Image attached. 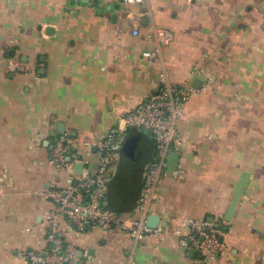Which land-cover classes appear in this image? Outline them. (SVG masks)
Wrapping results in <instances>:
<instances>
[{"label": "crops", "instance_id": "obj_1", "mask_svg": "<svg viewBox=\"0 0 264 264\" xmlns=\"http://www.w3.org/2000/svg\"><path fill=\"white\" fill-rule=\"evenodd\" d=\"M157 29L172 40L149 62L142 52L157 48ZM163 78L195 90L151 209L168 234L133 242L59 218L64 249L82 264H203L172 234L191 218L221 236L212 264H264V0H0V264H30L22 253L44 250L55 205L43 193L93 176L96 144ZM137 129L124 132L132 147L117 151L104 202L127 217L154 154ZM65 133L78 161L56 172L48 158Z\"/></svg>", "mask_w": 264, "mask_h": 264}, {"label": "built area", "instance_id": "obj_2", "mask_svg": "<svg viewBox=\"0 0 264 264\" xmlns=\"http://www.w3.org/2000/svg\"><path fill=\"white\" fill-rule=\"evenodd\" d=\"M132 6L144 0H122ZM133 34L138 32L133 30ZM156 43L155 50H145L142 56L149 62L156 59L160 46L167 45L172 36L163 29H157L151 37ZM194 74V71H191ZM195 92L188 83H170L163 78L158 88L140 105L123 112L118 118L116 130L96 144L98 151L97 170L93 176L80 178L75 184L57 188L55 183L43 193L55 209L46 216L48 222L45 248L42 252L24 251L22 255L30 264H78L75 250H65L59 237L58 219L65 218L78 233L88 227L107 230L120 229L133 242L146 237L162 241L168 234L161 225L150 228L146 224L152 205L158 200V186L169 152L178 145L177 123L184 113L190 95ZM139 128L149 132L154 141V154L146 164L142 176L140 194L135 203V218L124 216L105 205V197L111 180L117 148L123 141L124 132ZM73 142L68 133L60 135L53 145L48 164L56 172L71 170L78 159L72 152ZM204 229V230H203ZM179 244L186 250L193 249L201 256L203 264H212L221 254L224 245L221 236L213 229L212 223L185 218L178 229L172 232ZM130 264H135L131 261Z\"/></svg>", "mask_w": 264, "mask_h": 264}, {"label": "water", "instance_id": "obj_3", "mask_svg": "<svg viewBox=\"0 0 264 264\" xmlns=\"http://www.w3.org/2000/svg\"><path fill=\"white\" fill-rule=\"evenodd\" d=\"M196 83H199L198 81H196ZM196 86V85H195ZM62 130L63 128L60 127V130H59V133H62ZM144 133V134H148L149 135V132L147 131H144V130H141V129H137L136 130V133ZM130 147H132V138L131 137H128L126 138L122 144L117 148V151H120V152H125L127 151ZM243 180H240L234 187V190H233V194H232V199H231V202H230V205L228 207V210H227V213H226V221H229L230 220V217L234 211V208L237 204V201H238V198L241 194V191H242V188H243ZM160 223V217L158 215H155V214H150L148 215L147 219H146V224L148 227L150 228H155L156 226H158ZM204 230V229H203ZM78 264H82L81 262H79Z\"/></svg>", "mask_w": 264, "mask_h": 264}, {"label": "rangeland", "instance_id": "obj_4", "mask_svg": "<svg viewBox=\"0 0 264 264\" xmlns=\"http://www.w3.org/2000/svg\"><path fill=\"white\" fill-rule=\"evenodd\" d=\"M137 216V212L134 211L132 214H130L128 217H132V218H135Z\"/></svg>", "mask_w": 264, "mask_h": 264}, {"label": "trees", "instance_id": "obj_5", "mask_svg": "<svg viewBox=\"0 0 264 264\" xmlns=\"http://www.w3.org/2000/svg\"><path fill=\"white\" fill-rule=\"evenodd\" d=\"M151 160H152V159H151ZM151 160H150V161H151ZM150 161H149V162H150ZM147 163H148V162H147ZM147 163H146V164H147Z\"/></svg>", "mask_w": 264, "mask_h": 264}]
</instances>
